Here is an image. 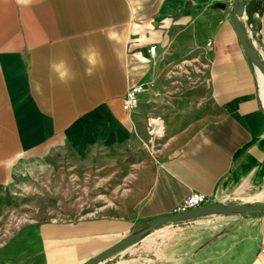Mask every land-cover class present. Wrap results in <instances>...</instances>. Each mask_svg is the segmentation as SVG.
I'll return each mask as SVG.
<instances>
[{"label":"crops","instance_id":"crops-1","mask_svg":"<svg viewBox=\"0 0 264 264\" xmlns=\"http://www.w3.org/2000/svg\"><path fill=\"white\" fill-rule=\"evenodd\" d=\"M232 3L0 0V264H83L192 192L264 203V77ZM256 28L264 58V13ZM63 150L110 158L132 209L7 223L23 175ZM202 217L223 221L204 248H240L229 264H264V211ZM142 245L105 264H228L138 257Z\"/></svg>","mask_w":264,"mask_h":264},{"label":"rangeland","instance_id":"rangeland-1","mask_svg":"<svg viewBox=\"0 0 264 264\" xmlns=\"http://www.w3.org/2000/svg\"><path fill=\"white\" fill-rule=\"evenodd\" d=\"M58 156L23 175L13 191V204L7 208V223L77 220L132 209L124 204L126 178L111 167L110 158L86 160L70 150ZM222 228L223 221L208 217L168 223L137 241L144 248L135 252L139 257L143 251L153 259L191 261L215 256L220 262H236L240 248H204Z\"/></svg>","mask_w":264,"mask_h":264},{"label":"water","instance_id":"water-1","mask_svg":"<svg viewBox=\"0 0 264 264\" xmlns=\"http://www.w3.org/2000/svg\"><path fill=\"white\" fill-rule=\"evenodd\" d=\"M216 7H225L223 2H216ZM264 13V0H233L230 19L252 66L264 77V58L260 51L262 40L256 26ZM264 211V203L232 204L211 202L202 206L166 215L157 216L140 230L129 233L111 247L92 257L83 264H105L121 258H128L125 250L152 231L168 223L182 222L212 214H248Z\"/></svg>","mask_w":264,"mask_h":264},{"label":"built area","instance_id":"built-area-1","mask_svg":"<svg viewBox=\"0 0 264 264\" xmlns=\"http://www.w3.org/2000/svg\"><path fill=\"white\" fill-rule=\"evenodd\" d=\"M152 52L155 53V48H151ZM142 90V86H135L130 90L125 98L124 106L126 109L132 108L137 101V95ZM209 201L208 196L201 192H192L189 196L184 198L175 208L174 212L187 211L204 204Z\"/></svg>","mask_w":264,"mask_h":264},{"label":"trees","instance_id":"trees-1","mask_svg":"<svg viewBox=\"0 0 264 264\" xmlns=\"http://www.w3.org/2000/svg\"><path fill=\"white\" fill-rule=\"evenodd\" d=\"M251 213H252V212H251ZM149 223H150V221H148L146 224H144V225L142 226V228L145 227V226H147ZM140 229H141V228H140Z\"/></svg>","mask_w":264,"mask_h":264}]
</instances>
